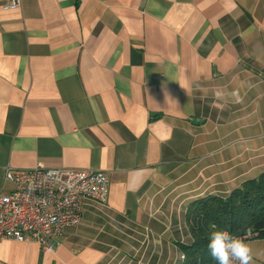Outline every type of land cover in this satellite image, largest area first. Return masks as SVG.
I'll return each mask as SVG.
<instances>
[{"label":"crops","instance_id":"1","mask_svg":"<svg viewBox=\"0 0 264 264\" xmlns=\"http://www.w3.org/2000/svg\"><path fill=\"white\" fill-rule=\"evenodd\" d=\"M0 0V193L7 167L94 168L55 250L0 264H180L188 204L264 171V0Z\"/></svg>","mask_w":264,"mask_h":264},{"label":"built area","instance_id":"2","mask_svg":"<svg viewBox=\"0 0 264 264\" xmlns=\"http://www.w3.org/2000/svg\"><path fill=\"white\" fill-rule=\"evenodd\" d=\"M4 180L12 189L0 193V240H35L52 252L64 228L79 223L85 201L105 203L108 195V175L94 168L7 167Z\"/></svg>","mask_w":264,"mask_h":264},{"label":"trees","instance_id":"3","mask_svg":"<svg viewBox=\"0 0 264 264\" xmlns=\"http://www.w3.org/2000/svg\"><path fill=\"white\" fill-rule=\"evenodd\" d=\"M187 224L191 240L180 244L184 254L180 264H217L207 249L209 233L214 228L244 241L264 238V171L226 195L210 194L192 200Z\"/></svg>","mask_w":264,"mask_h":264},{"label":"clouds","instance_id":"4","mask_svg":"<svg viewBox=\"0 0 264 264\" xmlns=\"http://www.w3.org/2000/svg\"><path fill=\"white\" fill-rule=\"evenodd\" d=\"M207 249L217 264H251V247L240 237L226 230L214 228L209 233Z\"/></svg>","mask_w":264,"mask_h":264},{"label":"rangeland","instance_id":"5","mask_svg":"<svg viewBox=\"0 0 264 264\" xmlns=\"http://www.w3.org/2000/svg\"><path fill=\"white\" fill-rule=\"evenodd\" d=\"M252 249L253 259L251 264L264 262V238H252L245 241ZM235 264V263H234Z\"/></svg>","mask_w":264,"mask_h":264}]
</instances>
